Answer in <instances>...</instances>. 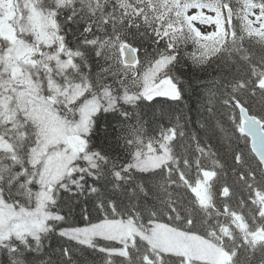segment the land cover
Masks as SVG:
<instances>
[{"label":"snow or ice","instance_id":"6c2138e0","mask_svg":"<svg viewBox=\"0 0 264 264\" xmlns=\"http://www.w3.org/2000/svg\"><path fill=\"white\" fill-rule=\"evenodd\" d=\"M221 60L224 156L179 118L148 135L140 106L183 100ZM88 250L264 264V0H0V264Z\"/></svg>","mask_w":264,"mask_h":264},{"label":"trees","instance_id":"16d2710c","mask_svg":"<svg viewBox=\"0 0 264 264\" xmlns=\"http://www.w3.org/2000/svg\"><path fill=\"white\" fill-rule=\"evenodd\" d=\"M189 51H191V49H189ZM236 70L235 68L232 69L233 72ZM227 71L228 69L224 68L223 60L214 62L206 72L195 73L193 77L195 81V91L187 92L183 100L176 102L166 97H156L154 98L155 103L145 101L138 111L141 113L148 135H157L161 127H171L173 124L177 123V118H179V123L185 125L186 132L189 134L197 132L202 140L216 145L217 148L214 150L219 149L220 155L224 156L225 149L220 148L223 142L218 136L212 134V129L217 125V122H219L229 134H231L232 131L230 123H226L231 113L229 110L221 107L223 104V97L220 95V92L217 91L216 84L220 75ZM213 92L216 93L215 96L212 95ZM258 101L259 95L255 101L250 100L248 102L253 106L254 110L259 111ZM209 108L213 109L212 113H209ZM162 112L163 115L161 114ZM201 123L207 124V130L200 129ZM216 131L219 132V128H216ZM210 136L212 137L211 140H209ZM174 147L175 150L182 155L186 150L191 151V149L194 148V144L189 146V141L187 139L180 140L178 138ZM228 162L231 163V160ZM226 172L227 174L223 177V180L233 185V192L235 193L234 203L236 199L240 198V188L238 185L234 184L235 177L232 176L231 170L227 169ZM192 175L194 176L195 173L193 172ZM223 180L221 183H223ZM125 202L127 203V201ZM60 243L59 240L54 238L52 240V248L55 249ZM73 260L77 261V264H102L103 254H97L91 250L83 254L77 252ZM254 264H260V256L258 253L255 256Z\"/></svg>","mask_w":264,"mask_h":264},{"label":"rangeland","instance_id":"374dc122","mask_svg":"<svg viewBox=\"0 0 264 264\" xmlns=\"http://www.w3.org/2000/svg\"><path fill=\"white\" fill-rule=\"evenodd\" d=\"M203 30V29H202Z\"/></svg>","mask_w":264,"mask_h":264}]
</instances>
